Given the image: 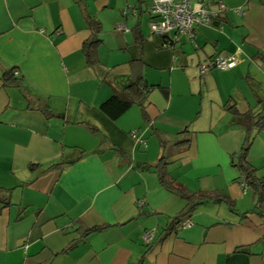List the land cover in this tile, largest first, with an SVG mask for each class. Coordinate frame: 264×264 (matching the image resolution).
Returning a JSON list of instances; mask_svg holds the SVG:
<instances>
[{"label": "crops", "instance_id": "1", "mask_svg": "<svg viewBox=\"0 0 264 264\" xmlns=\"http://www.w3.org/2000/svg\"><path fill=\"white\" fill-rule=\"evenodd\" d=\"M224 1L244 15L171 51L150 31L152 0H0V264H264V214L234 165L247 130L228 111L264 113V0ZM130 7L138 16H124ZM98 27L89 65L83 45ZM219 55L239 64L202 74ZM139 80L146 117L135 105L110 119L102 104ZM251 139L247 161L264 177V130ZM162 156L190 193L235 209L206 201L167 234L187 201L160 183Z\"/></svg>", "mask_w": 264, "mask_h": 264}, {"label": "trees", "instance_id": "2", "mask_svg": "<svg viewBox=\"0 0 264 264\" xmlns=\"http://www.w3.org/2000/svg\"><path fill=\"white\" fill-rule=\"evenodd\" d=\"M99 26V25H97ZM94 36L88 40L83 45V54L89 65H95L98 62V49L101 45V40L99 39L100 28H95ZM136 40L143 44V37L138 28H136ZM15 70L7 71L4 74V81L6 83L16 82L14 75ZM151 91V88L144 83L142 80H139L136 83L131 84L124 91L120 93H114L113 96L106 101L101 106V110L112 120H117L123 116L131 107L138 105L142 111L144 117L145 113V101ZM235 118L236 122L240 125H243L247 130V136L242 147V151L239 154L237 160L234 162V165L240 170L243 182L246 184V188L251 190L256 201V211L260 215L264 214V177H259L257 170L251 166L247 161V156L251 148V134L254 129H258V132L264 130V113H254L248 112L246 114H240L235 106L228 108ZM50 114V111H47ZM32 169L33 166H32ZM155 170L158 173L160 183L168 190L177 192L184 200L187 201V206L180 216L176 217L170 224L167 229V234H172L176 232V228L180 225L184 218H189L192 212L200 205L204 204L206 201H211L216 204L225 203L232 210L235 209V203L226 195L221 193H190L186 188L178 183L176 179L171 177L168 171V162L164 156H162ZM1 193V191H0ZM10 197V196H9ZM9 197H4L3 201L5 204H9ZM2 201V199H0ZM185 219V220H186ZM107 226L96 227L88 229L86 235L90 233L102 232ZM76 244L69 246L68 250H71L75 247ZM66 250V251H68Z\"/></svg>", "mask_w": 264, "mask_h": 264}, {"label": "built area", "instance_id": "3", "mask_svg": "<svg viewBox=\"0 0 264 264\" xmlns=\"http://www.w3.org/2000/svg\"><path fill=\"white\" fill-rule=\"evenodd\" d=\"M148 12L151 15L149 27L152 35L163 37V48L171 51L183 40L194 44L201 26H214L216 23L220 25L229 12L238 16L244 15L243 9H230L224 0H152ZM124 16H138V10L127 8ZM116 30L123 32L125 27L118 25ZM238 64L239 59L236 56L219 55L200 65L199 69L202 74H206L212 70L228 71ZM14 75L18 76L19 72L15 71ZM132 137L140 144L145 143L135 132ZM241 185L247 190L245 182H241ZM140 204L144 205L143 202ZM192 225L191 219H186L177 226L176 231L190 228ZM154 238V232H148L144 235V243L151 244Z\"/></svg>", "mask_w": 264, "mask_h": 264}]
</instances>
